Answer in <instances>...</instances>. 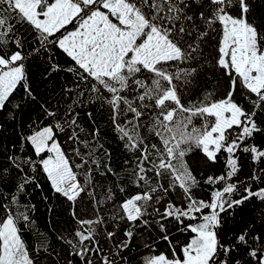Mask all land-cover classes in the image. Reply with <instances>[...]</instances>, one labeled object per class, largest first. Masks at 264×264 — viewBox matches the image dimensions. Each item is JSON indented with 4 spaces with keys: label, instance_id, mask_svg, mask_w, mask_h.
Instances as JSON below:
<instances>
[{
    "label": "snow or ice",
    "instance_id": "6c2138e0",
    "mask_svg": "<svg viewBox=\"0 0 264 264\" xmlns=\"http://www.w3.org/2000/svg\"><path fill=\"white\" fill-rule=\"evenodd\" d=\"M0 264H264V0H0Z\"/></svg>",
    "mask_w": 264,
    "mask_h": 264
},
{
    "label": "trees",
    "instance_id": "16d2710c",
    "mask_svg": "<svg viewBox=\"0 0 264 264\" xmlns=\"http://www.w3.org/2000/svg\"><path fill=\"white\" fill-rule=\"evenodd\" d=\"M33 71L35 72L36 69H33ZM34 88L42 95L48 90L46 82L42 81L38 74L34 78ZM88 110L93 111L97 119L103 116V113L97 111L95 107ZM32 115L34 116L35 113ZM82 117L86 120L84 113H82ZM115 143L116 142L113 141L114 146ZM115 155L116 153L114 152V157ZM32 202L36 204V211L32 217L35 224L30 229H24V239L30 244H42V237H53V229L65 227L64 221L67 217L66 213L61 215L62 205L55 200L52 201V204L55 206V211L51 214L47 211V206L41 201L39 194L35 195ZM49 219H51V223H49ZM181 239L183 240V237H181ZM160 247L161 250H164L166 245H161Z\"/></svg>",
    "mask_w": 264,
    "mask_h": 264
}]
</instances>
